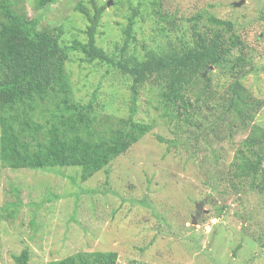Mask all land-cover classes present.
<instances>
[{
	"label": "rangeland",
	"instance_id": "1",
	"mask_svg": "<svg viewBox=\"0 0 264 264\" xmlns=\"http://www.w3.org/2000/svg\"><path fill=\"white\" fill-rule=\"evenodd\" d=\"M10 1L17 11L39 19L41 28H62L63 44L86 41L81 5L91 13L94 6L105 7L97 43L114 56L123 47L133 8L127 55L179 46L183 35L190 39V19L198 14L230 21L241 41L232 50L231 65L244 76L243 101L254 104L245 109L264 127V0H112L110 6V0H58L42 9L38 0ZM82 59L71 53L67 63L73 99L90 104L96 96L99 120L125 121L131 113V79L113 70L106 75L105 65ZM211 72L216 79L210 101H229L232 76ZM159 107L150 84L139 90L135 120L152 130L88 181H81L76 168L12 170L0 161V264H16L13 256L24 250L29 264L97 251L117 252L119 264H264V196L240 185L229 171L247 131L233 124L229 137L205 139L199 130L196 134L203 135L195 143L189 137L196 129L177 131Z\"/></svg>",
	"mask_w": 264,
	"mask_h": 264
},
{
	"label": "trees",
	"instance_id": "2",
	"mask_svg": "<svg viewBox=\"0 0 264 264\" xmlns=\"http://www.w3.org/2000/svg\"><path fill=\"white\" fill-rule=\"evenodd\" d=\"M57 1L38 0L36 7L42 9ZM94 7V13L82 5L79 8L87 18L83 31L86 41L63 44L62 28H41L39 19L17 11L10 0H0L2 165L33 171L76 168L81 171V181H88L152 130L151 125L135 120L139 90L150 84L162 118L177 131L185 133V127L195 128L189 137L195 143L203 135L196 134L199 130L206 133L205 139L211 135L220 138L221 134L229 137L233 124L246 130L229 171L240 185L247 184L264 196V127L246 112L248 101L242 98L247 89L240 83L244 76L234 73L238 68L231 65L232 50L241 42L233 33L234 24L214 15L198 14L190 19V39L183 35L179 46L145 48L141 55H127L137 14L133 8L123 47L114 56L97 43L105 7ZM71 53L81 55L88 64L105 65L106 75L113 70L131 79V113L125 121L112 117L107 118L108 123L99 120L93 105L96 96L90 104L73 99L66 70ZM211 67L232 76L229 101H210L216 79L207 72ZM249 108H254L252 102ZM157 139L176 147L171 140ZM118 256L112 251L78 252L48 264H119ZM13 259L16 264H29L30 253L24 250Z\"/></svg>",
	"mask_w": 264,
	"mask_h": 264
},
{
	"label": "water",
	"instance_id": "3",
	"mask_svg": "<svg viewBox=\"0 0 264 264\" xmlns=\"http://www.w3.org/2000/svg\"><path fill=\"white\" fill-rule=\"evenodd\" d=\"M111 4H112V0L109 1L108 6H110ZM212 69L213 68L211 67V68L208 69V71H210ZM204 205H205V202H202V203L197 205V213H196V216L193 218V225H195V226L198 224V221H199L200 217L202 216L203 206Z\"/></svg>",
	"mask_w": 264,
	"mask_h": 264
}]
</instances>
